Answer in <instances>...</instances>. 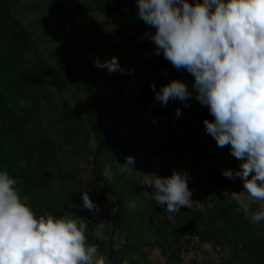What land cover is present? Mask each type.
I'll return each instance as SVG.
<instances>
[{"label": "trees", "instance_id": "trees-1", "mask_svg": "<svg viewBox=\"0 0 264 264\" xmlns=\"http://www.w3.org/2000/svg\"><path fill=\"white\" fill-rule=\"evenodd\" d=\"M209 2L0 0V261L87 264L92 251L96 264H150L158 251L164 264H191L181 252L198 239L219 259L200 264H264V206L246 208L236 189L229 192L228 168L231 155L251 160L264 152L263 7L246 23L248 9L237 16L244 60L226 84L233 93L194 98L208 151L219 162L217 149L226 151L225 166L208 171V201H201L202 146L170 145L131 123L139 103L185 121L186 103L163 68L209 79L229 62L205 15L178 32ZM126 28L143 38L152 69L125 71L115 52L104 59L101 51ZM129 86L139 96L123 111ZM82 165L94 166L93 174L85 177ZM95 218L106 222L100 232ZM29 230L43 245L38 257L24 241Z\"/></svg>", "mask_w": 264, "mask_h": 264}, {"label": "rangeland", "instance_id": "rangeland-1", "mask_svg": "<svg viewBox=\"0 0 264 264\" xmlns=\"http://www.w3.org/2000/svg\"><path fill=\"white\" fill-rule=\"evenodd\" d=\"M123 35H115L116 45L114 48H109L106 46L103 51L104 59L107 60L110 52L116 53V59L119 64L123 66L125 71L131 72L133 69L139 65L145 70L152 69L155 64L153 56L148 50H146V44L142 41L137 34L132 33L130 29H125ZM211 71V70H210ZM214 71L212 76L217 77L218 73ZM204 71H193V72H183L176 77H172V83L178 91L180 97L186 103L187 114L185 121L182 120H169L157 115H152L140 108V103L135 109L131 110L132 120L139 123L143 127H149L154 131L162 141L168 142L170 145L176 144L179 140H188L192 146L195 144L201 145L202 154L199 155L201 161V180H202V202L208 201L205 197V192L203 188L205 185L209 184L208 171L212 168L220 169V162L216 157H213L208 151L209 148L206 147V137L204 136V129L199 123L198 119L194 114V98L200 91L201 86L207 82L208 77ZM233 75L232 77H234ZM226 93H233L235 88L225 87ZM126 96L129 98V103L125 106L123 111H126L130 107V103L135 102L138 99L139 93L133 87L129 86L125 92ZM108 95V94H106ZM130 119V118H128ZM187 123V124H186ZM193 134L195 140L190 137ZM187 157L193 159V153L189 152ZM228 168L230 172V177L232 184L230 185V193H235L234 189L237 190L238 197L242 205L246 208L253 202L261 203L264 206V152L260 153L257 151L251 160L245 159L239 154L231 155L228 157ZM85 170L84 175L88 177L93 174L95 167L88 168L86 165H82ZM236 196V194H233ZM112 221V220H111ZM106 226V222L102 218H95V229L100 232ZM24 241L28 247V250L33 254L34 257H38L43 252V245L40 242L39 237L33 230H29L26 234H23ZM211 249V248H209ZM215 253V252H214ZM216 254V253H215ZM215 262L218 263L219 259L216 254ZM200 258L197 260L196 264H200ZM148 261L150 264H164L165 259L160 255L158 251H153ZM97 258L94 252H90L87 264H96ZM191 263L192 262H185ZM0 264H5L0 261Z\"/></svg>", "mask_w": 264, "mask_h": 264}, {"label": "built area", "instance_id": "built-area-1", "mask_svg": "<svg viewBox=\"0 0 264 264\" xmlns=\"http://www.w3.org/2000/svg\"><path fill=\"white\" fill-rule=\"evenodd\" d=\"M264 9V4H263ZM258 10V7H252L250 8L243 16V23H246L254 18V15L256 11ZM243 38V32L241 28L235 27L232 29L228 41L225 45V49L230 55V60L227 62L224 66L218 67L215 69L217 71L218 76L217 77H210L207 82H205L202 87L200 88V91L198 93V99L199 100H210L213 101L217 92L219 90H223L226 87L227 82L233 75H238L241 72V68L243 66V60L244 56L240 50L237 49V45L240 43V41ZM244 151V148L241 149V152ZM226 151L224 148H218L217 154L218 157H222L220 165L223 168L225 166L226 161L223 160V157L225 155ZM193 247L189 250H183L181 252V258L184 260V262H191V261H197L199 258V262L202 263H209L213 260H216V252L211 248H206L203 245H201L197 240H194L192 243ZM205 252V254L203 253ZM216 254H215V253ZM218 256V255H217Z\"/></svg>", "mask_w": 264, "mask_h": 264}, {"label": "crops", "instance_id": "crops-1", "mask_svg": "<svg viewBox=\"0 0 264 264\" xmlns=\"http://www.w3.org/2000/svg\"><path fill=\"white\" fill-rule=\"evenodd\" d=\"M263 4L264 0H217L209 5L204 15L209 23L210 31L216 42L220 45L226 44L232 29L236 27L237 16L240 15V12L245 11L246 9L249 10L252 7H262ZM245 13L241 14V19ZM139 38L143 41L142 37ZM155 63L156 62L154 61L153 64ZM183 72L185 71L179 69L174 75L179 77ZM162 73L170 82L172 81V77H175L170 74L167 68H163ZM235 194L237 197L239 196L237 192Z\"/></svg>", "mask_w": 264, "mask_h": 264}, {"label": "water", "instance_id": "water-1", "mask_svg": "<svg viewBox=\"0 0 264 264\" xmlns=\"http://www.w3.org/2000/svg\"><path fill=\"white\" fill-rule=\"evenodd\" d=\"M215 1H217V0H211L207 5H205V6L203 7V9L201 10V12L199 13V15H198L194 20L190 21V22L187 23L184 27H182L178 32H182V31L186 30V29H187L189 26H191L195 21L199 20V19L205 14V12L207 11L209 5L213 4ZM169 41H170V38H169L168 40H166L165 43H167V42H169ZM115 129H116V117L113 119V127H112V131H111L110 136H109V138L107 139L106 143L109 141V139H110L111 136L113 135ZM115 211H116V208H115L114 212H115ZM113 220H114V219L112 218V222H113ZM109 256H110V250H109ZM110 264H112V263L110 262Z\"/></svg>", "mask_w": 264, "mask_h": 264}, {"label": "bare ground", "instance_id": "bare-ground-1", "mask_svg": "<svg viewBox=\"0 0 264 264\" xmlns=\"http://www.w3.org/2000/svg\"><path fill=\"white\" fill-rule=\"evenodd\" d=\"M217 73V72H216Z\"/></svg>", "mask_w": 264, "mask_h": 264}]
</instances>
